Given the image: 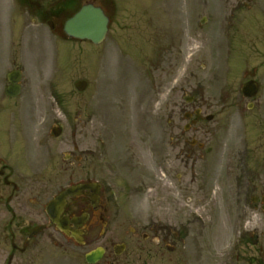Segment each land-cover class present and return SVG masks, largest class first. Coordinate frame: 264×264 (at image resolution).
<instances>
[{"label": "flooded vegetation", "instance_id": "1", "mask_svg": "<svg viewBox=\"0 0 264 264\" xmlns=\"http://www.w3.org/2000/svg\"><path fill=\"white\" fill-rule=\"evenodd\" d=\"M225 2L233 4V18L243 7L257 10L244 17L247 22L238 17V22L218 23L206 16L196 31L187 17L177 35L171 26L154 24L155 40L163 43V61L177 59L178 67L184 62L190 76L207 78L208 87L218 88V93L210 100L203 94L200 101L174 104L168 128L159 125L156 130L146 164L138 143L117 154L105 129L96 127L89 133L86 148L80 141L84 134L77 129L70 150L62 155L50 147L44 166L35 164L31 147L37 135L26 134L20 103L3 101L11 97L7 86L3 93L0 87V113L7 111L12 121L18 116L17 126L9 124L7 133L0 130V264H39L48 243L71 245L78 258L80 249L90 247L89 254L101 240L105 241L104 264H264V220L253 221L247 212L250 207L264 209V194L258 193L264 188V33L252 37L248 32L253 19L264 25V0ZM203 3L210 6L214 0ZM84 4L105 10L111 20L110 31L113 15L108 6L112 0H0V51L4 58L13 57L15 47L22 54L32 28L40 33L44 27L69 41L65 22ZM224 25L233 30L229 33L232 37H222ZM194 41L199 43L192 57ZM61 156L65 165L57 167ZM185 158L211 159V164L216 161L218 173L233 174L239 209L234 223L238 241L231 263L223 262L224 253L219 250L221 228L225 227L220 212L205 232L204 224L197 230L196 223L204 222L207 215L177 214L175 203H171L174 211L167 208L165 213L164 189L157 183L152 198L141 200L152 204L155 213L145 218L142 213L135 217L121 210V205L132 204L130 201L142 193L140 186L149 179L143 174L146 165L153 170L166 164L178 167ZM49 162L54 164L52 169L70 170L66 186H51L53 177L45 173ZM33 169L35 175L31 176ZM69 188L74 191L58 202L54 211L58 222H54L48 205ZM218 223L217 245L213 227Z\"/></svg>", "mask_w": 264, "mask_h": 264}, {"label": "rangeland", "instance_id": "2", "mask_svg": "<svg viewBox=\"0 0 264 264\" xmlns=\"http://www.w3.org/2000/svg\"><path fill=\"white\" fill-rule=\"evenodd\" d=\"M112 1L113 4L108 9L113 15V25L105 41L98 46L91 42H62L52 37L44 27L40 33L33 28L30 31L29 40H26L22 52L23 65L17 62L23 67L24 87L16 102L22 108L26 134L29 137L37 135L31 147L35 164L44 166L42 162L46 157L49 159L45 143L48 144V149L51 147L54 152H61L62 155L70 150L73 134L77 129L84 134L80 141L86 148L93 127L101 131L105 129L112 151L117 154L128 152L131 146L138 143L142 146L146 164L150 160V157H146L148 150H152L155 145L156 130L159 125L161 129L168 128L174 104H182L186 94L196 95V101H200L203 94L210 100L218 93V88L208 87L207 78L190 76L184 68V62L178 67L177 59L170 61L167 57V61H163V43L155 40L157 31L154 24L159 23L162 28L171 26L177 35L182 31L187 17H190L193 31H196L204 16L212 17L218 23L238 22V17H243L242 22H247L244 17L252 16L257 10V7L250 10L243 7L236 18H233V4L225 0H214L210 6H205L204 0ZM251 21L252 25L248 30L250 36L255 37L264 32V26L257 27L258 20ZM222 32V37H232L229 33L233 30L224 28ZM194 42L190 51L192 57L195 56L199 43ZM15 55L17 61L20 56L18 49L15 50ZM3 61L4 55L0 51L1 87L7 84L6 72L15 68L12 66L13 59L6 62L5 66L2 65ZM79 80L88 81L86 91L76 90L75 83ZM3 101L13 102L14 99L7 97ZM11 118L7 111L0 113L1 132L7 133L8 125L13 123ZM16 121L18 122V116ZM55 125H60L63 129L62 135L57 139L51 132ZM96 144L102 146L103 143L97 141ZM209 163L211 164V159L195 161V158H185L182 166L178 167L166 164L161 165L160 170H153L151 165H146L143 174L149 179L140 186L142 193L130 201L132 204L120 207L129 216L136 217L138 213H142L146 218L147 214L155 213L152 204L141 200L152 198L153 188L157 183L164 189L165 213L168 209L173 212L171 203H175L179 208L177 214L207 215L204 222L196 223L197 230L204 224L207 226L203 228L205 232L220 212L225 227L221 228L219 250L224 253L223 262L231 263L234 260L227 255L233 248L230 223L239 209L232 186L233 174L218 173L216 161L211 165ZM47 165L45 173L53 177L51 186L56 188L66 185L70 170L52 169L54 164L50 162ZM55 165H65L62 156ZM34 171L31 170V176L35 175ZM50 189L52 190L51 187ZM258 193L264 194V188ZM255 209H247L252 220H264L262 208ZM218 229L219 223L217 228L213 227L215 241L218 240L215 238V230ZM104 242L97 241L94 247L101 246ZM216 243L218 245L217 241ZM46 246L39 264H86L84 257L90 249H80L77 258L76 249L66 243L63 246L48 243ZM74 257L78 260L73 259ZM97 264H104V261Z\"/></svg>", "mask_w": 264, "mask_h": 264}, {"label": "water", "instance_id": "3", "mask_svg": "<svg viewBox=\"0 0 264 264\" xmlns=\"http://www.w3.org/2000/svg\"><path fill=\"white\" fill-rule=\"evenodd\" d=\"M108 23L109 19L101 8L86 5L66 23L65 31L70 38L87 39L99 44L105 39ZM13 75L14 74L9 75V80L15 85L19 77L15 79ZM86 86L87 82L85 81L76 84V87L80 91H83ZM8 92L12 95H16L18 88L13 86ZM53 132L55 136H59L61 133L59 129H54ZM98 258L99 257L89 256L88 261L96 262Z\"/></svg>", "mask_w": 264, "mask_h": 264}]
</instances>
